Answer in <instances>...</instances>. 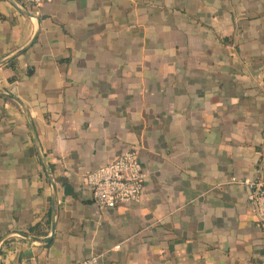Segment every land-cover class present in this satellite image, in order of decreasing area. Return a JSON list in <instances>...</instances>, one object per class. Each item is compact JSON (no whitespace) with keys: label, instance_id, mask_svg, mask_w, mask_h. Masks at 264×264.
<instances>
[{"label":"crops","instance_id":"0c3cea01","mask_svg":"<svg viewBox=\"0 0 264 264\" xmlns=\"http://www.w3.org/2000/svg\"><path fill=\"white\" fill-rule=\"evenodd\" d=\"M31 12L0 0V61L38 31L0 65V90L41 149L0 94V264H264L248 187L231 181L264 174V0ZM133 147L143 198L100 209L87 174Z\"/></svg>","mask_w":264,"mask_h":264},{"label":"built area","instance_id":"2783aa9c","mask_svg":"<svg viewBox=\"0 0 264 264\" xmlns=\"http://www.w3.org/2000/svg\"><path fill=\"white\" fill-rule=\"evenodd\" d=\"M54 0H19L24 8L33 11ZM147 169L144 167L137 148L123 151L113 160L91 170L86 184L93 202L102 210L122 204L140 202L145 191ZM231 181L248 187L247 199L256 215V226L264 231V174ZM98 256L80 260L77 264H96Z\"/></svg>","mask_w":264,"mask_h":264},{"label":"water","instance_id":"95a60500","mask_svg":"<svg viewBox=\"0 0 264 264\" xmlns=\"http://www.w3.org/2000/svg\"><path fill=\"white\" fill-rule=\"evenodd\" d=\"M11 2H12V3H13V4H14V5L20 10V12H22V13L28 15V16L35 17V18H37L38 21L40 20V18H39L36 14H34V13L31 12L30 10H28V9L24 8L23 6H21L16 0H11ZM37 34H38V31L35 33V35L33 36V38L30 40V42H29L26 46H24L23 48H21L20 50H18L17 52H15V53L12 54L11 56H9L8 58H6V59L0 61V65L6 63L7 61H9V60L15 58L16 56L20 55V54L23 53L25 50H27V49L33 44V42L35 41V39H36V37H37ZM0 94L4 95V96H6V97H8V98H10V99H12V100H15L16 102H18V103L24 108V110H25V112H26V114H27V116H28V119H29V122H30V126H31V128H32L33 133H34V137H35V140H36L37 147H38V149H39L40 152H41V149H40L39 143H38V141H37V138H36V135H35V132H34V129H33L32 123H31V119H30V117H29V113H28V111H27L25 105H24V104H23V103H22L17 97H15L14 95L10 94L9 92H6V91H2V90H0ZM41 156H42V158L44 159V156H43L42 153H41ZM45 167L47 168L48 172L51 174V180H52V182H53V184H54L51 168L49 167L48 164H46ZM55 207H56V197L54 196V199H53V212H54V213H55ZM52 229H53V232H52V235H53V233H54V231H55V220H54V219L52 220ZM22 235H24L25 237H28V238H29V235H28V234H24V233H22ZM52 235L49 236V237H46V238H42V239H41V238H35V239H38V240H40L41 242H42V241L46 242V241H50V240L52 239Z\"/></svg>","mask_w":264,"mask_h":264}]
</instances>
